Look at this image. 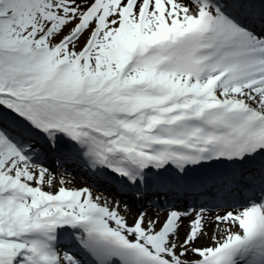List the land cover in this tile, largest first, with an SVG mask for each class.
<instances>
[{"label":"snow or ice","instance_id":"1","mask_svg":"<svg viewBox=\"0 0 264 264\" xmlns=\"http://www.w3.org/2000/svg\"><path fill=\"white\" fill-rule=\"evenodd\" d=\"M0 264H264V0H0Z\"/></svg>","mask_w":264,"mask_h":264},{"label":"rangeland","instance_id":"2","mask_svg":"<svg viewBox=\"0 0 264 264\" xmlns=\"http://www.w3.org/2000/svg\"><path fill=\"white\" fill-rule=\"evenodd\" d=\"M88 176V175H87ZM87 183H88V186L91 185V180L89 179V177H87ZM94 191V194L96 193H104L105 195H109V193L105 192L103 188H96L93 190ZM112 197H115L114 195ZM124 198H127L129 201H127L129 204L133 205L134 207H142V205L145 206V208H147V210H151V209H154V203L153 202H149V201H144V202H140V201H136L135 199H132L130 200L131 198L129 197H124ZM123 197H120V199H124ZM157 198H153V201H155ZM159 203L160 204H163L164 201L162 198H159Z\"/></svg>","mask_w":264,"mask_h":264},{"label":"bare ground","instance_id":"3","mask_svg":"<svg viewBox=\"0 0 264 264\" xmlns=\"http://www.w3.org/2000/svg\"><path fill=\"white\" fill-rule=\"evenodd\" d=\"M87 175L84 174V173H78L75 175V179L72 180V182L70 183L69 186H72L73 184L76 186V187H85V186H88V183H87ZM68 178V177H66ZM90 186V185H89ZM113 199H115L116 197H112ZM120 198V197H119ZM124 198V197H123ZM130 198V197H129ZM154 198V197H153ZM122 201H129L127 198H124V199H121ZM132 200V198L130 199ZM128 203V202H127ZM129 204V203H128ZM129 206L133 209V211H136L137 209H140L141 207H134L133 205L129 204ZM142 207L145 208L144 205H142ZM154 209H151V210H148L149 211V214L151 215L152 212H153ZM129 223H131V217H129Z\"/></svg>","mask_w":264,"mask_h":264}]
</instances>
